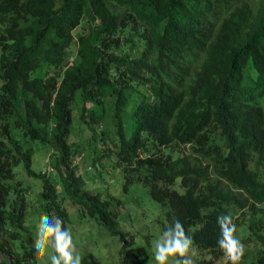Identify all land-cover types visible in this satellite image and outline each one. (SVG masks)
Instances as JSON below:
<instances>
[{"label": "trees", "instance_id": "16d2710c", "mask_svg": "<svg viewBox=\"0 0 264 264\" xmlns=\"http://www.w3.org/2000/svg\"><path fill=\"white\" fill-rule=\"evenodd\" d=\"M116 174L162 230L180 220L195 264H225L222 214L240 264H264V0H0V264H38V217L68 229L71 207L118 238L119 264H142L102 188Z\"/></svg>", "mask_w": 264, "mask_h": 264}, {"label": "rangeland", "instance_id": "374dc122", "mask_svg": "<svg viewBox=\"0 0 264 264\" xmlns=\"http://www.w3.org/2000/svg\"><path fill=\"white\" fill-rule=\"evenodd\" d=\"M72 60H75V58L73 57ZM76 103L73 106L74 118L76 116L78 117L81 106L78 103V99H76ZM83 128L75 120L72 125L71 134L73 138L76 136L88 148L90 147L89 144L93 143L91 141L86 142L85 138L82 137L84 133ZM91 156V150L87 149L86 160L89 161ZM48 164L49 158L47 152L39 151L34 155L32 167L35 171L45 169ZM82 165L84 164L82 163ZM84 166L86 170L84 167H81V170L82 173L85 170L83 178L87 188L91 190L101 189V186L95 185V183H101V179L96 177L93 180V176H96V170L91 171L89 166ZM110 177L115 180H110L109 183H107L108 181L105 182L102 188H111L113 195L118 197L124 204L119 217L120 227L132 234L134 239L132 248H138L143 252L142 264H149L150 261L152 264H155L153 246L163 231L161 225L162 214L159 204L149 197L148 191L143 187L137 188L134 186L127 193H122L121 181L117 179V174L111 175ZM116 180L118 181L116 182ZM28 183H30V180H28ZM69 210L71 212V224H69L68 229L73 235L77 253L82 257V264H119L121 259L119 250L121 249V245L119 244L118 238L111 236L106 228L98 224L95 220L90 218L85 220L80 219L77 211L73 212V207ZM38 218H35L36 223ZM50 254L51 249L44 256L38 255V264H51ZM169 264H172L171 259L169 260Z\"/></svg>", "mask_w": 264, "mask_h": 264}, {"label": "clouds", "instance_id": "9594fccd", "mask_svg": "<svg viewBox=\"0 0 264 264\" xmlns=\"http://www.w3.org/2000/svg\"><path fill=\"white\" fill-rule=\"evenodd\" d=\"M220 236L217 248L223 253L225 264H240L245 255V245L237 237V226L231 214L217 217ZM193 238L186 234L184 225L175 219L154 242L153 258L155 264H195ZM37 255L44 256L51 249V264H82V257L77 253L73 235L63 227V220L58 216L42 214L39 217L37 238L33 243ZM149 264H152L150 261Z\"/></svg>", "mask_w": 264, "mask_h": 264}]
</instances>
